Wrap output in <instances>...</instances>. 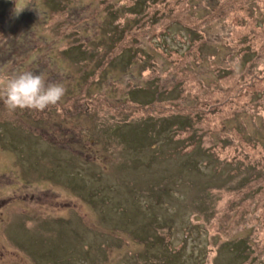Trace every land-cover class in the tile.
Wrapping results in <instances>:
<instances>
[{
	"label": "rangeland",
	"instance_id": "obj_1",
	"mask_svg": "<svg viewBox=\"0 0 264 264\" xmlns=\"http://www.w3.org/2000/svg\"><path fill=\"white\" fill-rule=\"evenodd\" d=\"M140 2L0 0V264H264V0Z\"/></svg>",
	"mask_w": 264,
	"mask_h": 264
},
{
	"label": "clouds",
	"instance_id": "obj_2",
	"mask_svg": "<svg viewBox=\"0 0 264 264\" xmlns=\"http://www.w3.org/2000/svg\"><path fill=\"white\" fill-rule=\"evenodd\" d=\"M17 15L24 8L16 7ZM66 94L63 84H46L43 74L25 71L16 75L0 72V95L10 112L15 110L44 111L57 105Z\"/></svg>",
	"mask_w": 264,
	"mask_h": 264
},
{
	"label": "trees",
	"instance_id": "obj_3",
	"mask_svg": "<svg viewBox=\"0 0 264 264\" xmlns=\"http://www.w3.org/2000/svg\"><path fill=\"white\" fill-rule=\"evenodd\" d=\"M46 1L48 2V0H46ZM156 1H158L159 3H162V0H152V2H156ZM137 2H138L139 5H141V3H142V2H140V0H137ZM50 4H52V3H50ZM140 8H142V7H140ZM31 66H33V65H29V67H31Z\"/></svg>",
	"mask_w": 264,
	"mask_h": 264
},
{
	"label": "bare ground",
	"instance_id": "obj_4",
	"mask_svg": "<svg viewBox=\"0 0 264 264\" xmlns=\"http://www.w3.org/2000/svg\"><path fill=\"white\" fill-rule=\"evenodd\" d=\"M134 223H136V222H134Z\"/></svg>",
	"mask_w": 264,
	"mask_h": 264
}]
</instances>
